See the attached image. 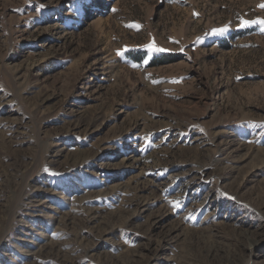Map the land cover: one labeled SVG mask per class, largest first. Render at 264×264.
Masks as SVG:
<instances>
[{"label": "rangeland", "instance_id": "obj_1", "mask_svg": "<svg viewBox=\"0 0 264 264\" xmlns=\"http://www.w3.org/2000/svg\"><path fill=\"white\" fill-rule=\"evenodd\" d=\"M262 4L0 0V264H264Z\"/></svg>", "mask_w": 264, "mask_h": 264}, {"label": "snow or ice", "instance_id": "obj_2", "mask_svg": "<svg viewBox=\"0 0 264 264\" xmlns=\"http://www.w3.org/2000/svg\"><path fill=\"white\" fill-rule=\"evenodd\" d=\"M259 7L264 8V4L260 5ZM248 23H250V22H248V21H243V22H242V25H247ZM257 23H262V24H264V21H258ZM148 50H149L150 52H163V51H165L164 49L156 48L153 44H150V45L148 46ZM118 55H119V53H118Z\"/></svg>", "mask_w": 264, "mask_h": 264}]
</instances>
